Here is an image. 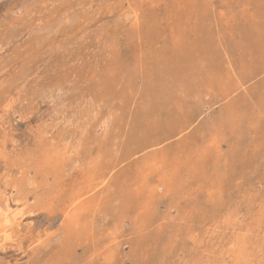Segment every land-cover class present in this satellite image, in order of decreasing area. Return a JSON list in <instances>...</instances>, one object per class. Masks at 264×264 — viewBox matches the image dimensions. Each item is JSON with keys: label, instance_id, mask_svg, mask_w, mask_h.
Masks as SVG:
<instances>
[{"label": "rangeland", "instance_id": "1", "mask_svg": "<svg viewBox=\"0 0 264 264\" xmlns=\"http://www.w3.org/2000/svg\"><path fill=\"white\" fill-rule=\"evenodd\" d=\"M6 205L0 264H264V0H0Z\"/></svg>", "mask_w": 264, "mask_h": 264}, {"label": "bare ground", "instance_id": "2", "mask_svg": "<svg viewBox=\"0 0 264 264\" xmlns=\"http://www.w3.org/2000/svg\"><path fill=\"white\" fill-rule=\"evenodd\" d=\"M159 1V0H158ZM132 14V13H130ZM200 14V13H199ZM215 20V19H214ZM203 36V35H202ZM59 147V146H58ZM44 149V148H43ZM49 149V148H48ZM47 150V149H46ZM42 152V151H41ZM35 153V152H33ZM32 153V154H33ZM188 154V153H187ZM137 156V155H136ZM32 157V156H31ZM33 159V158H32ZM61 160V159H60ZM25 161V160H24ZM64 162V161H63ZM77 165V164H75ZM36 175V174H35ZM70 175V174H69ZM30 176V175H29ZM64 176V175H63ZM36 178V177H35ZM65 178V177H64ZM60 180V179H59ZM51 182V181H50ZM49 182V183H50ZM131 185V184H130ZM57 188V186H56ZM4 192V191H3ZM54 195V194H53ZM11 196V194H10ZM9 196V197H10ZM47 197V196H46ZM95 199V198H94ZM98 199V198H97ZM100 199V198H99ZM33 200V199H32ZM7 201V199H6ZM87 201V200H86ZM11 202V201H10ZM20 202V201H19ZM7 203V202H6ZM5 204V203H4ZM114 205V204H113ZM31 211V210H30ZM25 212V211H24ZM35 212V211H34ZM23 213L22 209L13 208L10 205H6L3 209H0V247L6 244L9 240L11 241V233L9 230L11 229V225L13 221H15L18 217H21ZM29 213V212H28ZM13 227V226H12ZM15 228V227H14ZM119 229V228H117ZM16 231V229H15ZM18 233V232H17ZM52 233V232H51ZM15 235V233H14ZM20 235V233H19ZM18 236V235H17ZM14 237V236H13ZM48 244V243H47ZM7 246V245H6Z\"/></svg>", "mask_w": 264, "mask_h": 264}]
</instances>
